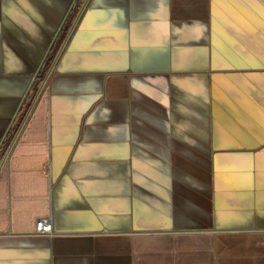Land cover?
Masks as SVG:
<instances>
[{
    "label": "crops",
    "instance_id": "obj_1",
    "mask_svg": "<svg viewBox=\"0 0 264 264\" xmlns=\"http://www.w3.org/2000/svg\"><path fill=\"white\" fill-rule=\"evenodd\" d=\"M0 264H264V0H0Z\"/></svg>",
    "mask_w": 264,
    "mask_h": 264
},
{
    "label": "built area",
    "instance_id": "obj_2",
    "mask_svg": "<svg viewBox=\"0 0 264 264\" xmlns=\"http://www.w3.org/2000/svg\"><path fill=\"white\" fill-rule=\"evenodd\" d=\"M35 232L39 235L53 236V228L49 216H41L37 219Z\"/></svg>",
    "mask_w": 264,
    "mask_h": 264
},
{
    "label": "trees",
    "instance_id": "obj_3",
    "mask_svg": "<svg viewBox=\"0 0 264 264\" xmlns=\"http://www.w3.org/2000/svg\"><path fill=\"white\" fill-rule=\"evenodd\" d=\"M76 13H77V8L75 9V11H74L73 14L76 15ZM74 15H73V16H74ZM71 18H73V17H71ZM68 29H69V26H67V28H66V32L68 31ZM66 32H65V33H66ZM64 37H65V34L62 36L61 41L64 39ZM52 61H53V58H52V57L49 58V60L47 61V66H48L49 64H51ZM47 66H46L45 68H47ZM45 73H46V69L43 70V71H41V72L39 73V75H38V82H40V81H42V80L44 79Z\"/></svg>",
    "mask_w": 264,
    "mask_h": 264
}]
</instances>
